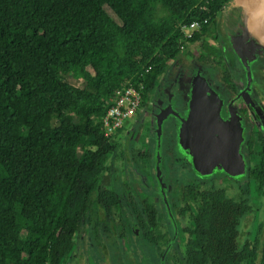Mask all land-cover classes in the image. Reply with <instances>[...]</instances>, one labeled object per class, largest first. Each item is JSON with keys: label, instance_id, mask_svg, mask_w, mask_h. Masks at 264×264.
<instances>
[{"label": "trees", "instance_id": "16d2710c", "mask_svg": "<svg viewBox=\"0 0 264 264\" xmlns=\"http://www.w3.org/2000/svg\"><path fill=\"white\" fill-rule=\"evenodd\" d=\"M229 1L0 0V264H62L83 225L103 264H136L119 247L128 231L154 245L162 264H264V232L240 241L242 203L194 181L168 208L170 220L175 210L189 224H178L183 246H160L172 237L139 174L121 192L112 183L108 160L123 152L101 121L122 88L138 89L146 108L171 65L182 82L192 45L208 61L194 56L200 66L217 60L210 43ZM205 19L201 32L182 35Z\"/></svg>", "mask_w": 264, "mask_h": 264}, {"label": "flooded vegetation", "instance_id": "af4514ba", "mask_svg": "<svg viewBox=\"0 0 264 264\" xmlns=\"http://www.w3.org/2000/svg\"><path fill=\"white\" fill-rule=\"evenodd\" d=\"M230 11L225 9L221 11V13L225 14L223 16L224 31L220 29L219 22H216L217 30L215 40L210 43V46L216 49L217 60L209 61V64L203 67L200 66V63L208 61L204 54H199L198 46L192 45L189 49L191 53L189 56L190 61H184L187 72L184 78L181 77L183 79V86L179 79L180 77L178 78L179 81H175L177 79L175 73L173 82L171 83L172 91L168 96H165L166 100H163V97H157L161 89L158 91L155 85L154 90L150 94L147 107L142 108L139 106L137 109V111L143 110L144 114L147 110L150 111L153 106L150 104L153 98L156 101L154 108L157 106L159 110L154 115L155 128L152 130L154 132V150L151 154L149 150L143 152L136 149V152L141 153V157L133 158V161L137 162L143 159L146 166L141 168V173L133 171L143 176L139 179L140 183L144 185L140 189L143 197L147 198L148 202L157 204L160 213L164 211L162 207L166 205L167 218L176 225L173 236H171L170 247L168 248L167 244L159 243L164 249H178L176 242L179 241L181 235L185 237V234L182 232V227H179L178 224H186V227H189L187 220L184 218L185 221L183 223L181 220L182 217H176L175 210L173 211L175 214L172 212L174 219L173 221L170 220L168 208H172V203H177L176 195L179 188L183 185L190 184L192 181L197 184V187H201L203 190H209L214 187L221 191L226 198L232 199L239 204L242 203L240 205L246 211L243 213L239 224L240 241L243 242L249 239L254 244L256 234L260 233L262 236L264 232V55L258 53L256 43L249 38V35L244 33V25L239 20L232 19V15L236 13L233 12L232 14ZM221 32L226 33L224 38H222ZM239 39L241 40L239 41ZM231 41L235 42L238 49H241V55L238 56L235 54ZM194 47L196 48V52L191 51ZM196 55L199 57L200 63H197L194 57ZM179 66L177 63L171 65V68L177 71L176 69ZM197 78L203 79L200 86V94L206 103L204 104L205 109L202 110L204 114L203 125L211 131L213 130L214 133L216 132L220 140H225L224 146L227 143V138H231L232 134L235 135L237 140L236 151L242 164L241 170L237 168L231 173L224 167L223 162L217 161L208 174H201L195 168L190 148H183V144L180 141V131L183 121H188L191 117L190 107L193 96V83ZM162 111H164V115L158 131L157 117ZM215 111L218 115L216 122L205 118V116L209 117L206 113ZM169 116L173 117L172 122L174 124L172 123V126L168 130L162 132V125H165V121H168L167 118ZM122 130L115 135L116 137L114 136L115 139L122 134ZM165 131H167L165 143L166 154L161 152ZM114 137L112 138L113 140H115ZM189 145L191 146L190 143ZM221 146L223 145L220 144ZM220 147L219 150H222ZM117 151L120 153L123 152L118 149ZM177 151L184 153L185 160L181 164L176 162ZM163 155H169L170 162L168 161L166 163L167 157ZM123 156L124 153H122ZM175 163L178 165V170L188 171L193 175V179H187L184 182L185 184L182 183L177 188L173 184L171 186L169 181L172 178L169 173ZM150 165L154 166V169L151 171H155L154 179L158 193L161 195V198L159 197L161 204L158 198L152 199L154 197L152 194L153 183L152 187L148 185V181H150L148 179ZM165 169L166 175L164 174ZM166 177H168V180ZM131 182L128 183L127 180H124L122 184H131ZM143 189H148V193H142ZM171 193L172 195L170 196ZM167 195L172 198L171 204L166 201ZM148 197L151 198L149 199ZM179 205L182 206V203H179ZM131 216H134V213ZM244 221H246V224H249V230L245 232L241 230L244 227ZM164 222L163 220L162 224L166 226ZM165 229L168 231L167 226ZM133 233L136 235L138 232L134 231ZM124 240H127V236ZM174 242L176 243L175 246ZM182 246H179V248ZM128 248L131 247L128 246ZM127 262L129 261L127 260ZM133 262L136 263L135 260Z\"/></svg>", "mask_w": 264, "mask_h": 264}, {"label": "rangeland", "instance_id": "374dc122", "mask_svg": "<svg viewBox=\"0 0 264 264\" xmlns=\"http://www.w3.org/2000/svg\"><path fill=\"white\" fill-rule=\"evenodd\" d=\"M224 15L225 14L220 12L217 18V22H219V26L222 31H224V27H223L224 26L223 25ZM232 19H235L233 15H232ZM225 34H226L225 32H221L222 38H224ZM249 35H250L249 38L252 41H254V37H253L254 34L251 28L249 29ZM191 51L196 52V48L195 47L192 48ZM185 59L188 60V62L190 61V57L188 55H186ZM169 64L170 62L168 61L167 65ZM175 73H176L175 70H173V72H170V73L166 71V74L162 76L161 79L159 78L156 84L157 90L159 91V89H161V91H159L157 94L158 98L163 97V100H166L165 96H168L169 93L172 91L171 83L173 82V77ZM65 81L69 82L70 84L80 86V82L74 80L73 77L71 76H66ZM155 95H156V92H155ZM155 103H156L155 99L152 98V102L150 103L151 105H153L151 107L152 109L150 111L147 110L145 114L143 110H138L132 117H130L126 121L124 125V129L122 130V134H120V136L117 137L116 139H115L116 136L114 137L115 139L114 141L118 146L117 149L122 150L124 153V156L122 158H118V157L115 158L112 155L110 156L107 164L109 166H112V183L118 192H121L123 190L122 183L124 182V180H127L128 183L131 182L132 180L134 181V178L131 175H129V177L127 178L128 174H131V172L141 173L142 171L141 168L143 166H146V163L143 159H140L137 162L133 161V158L141 157V153L136 152V149L141 150L143 152H145L146 150H149L151 151V154L154 150V143H153L154 132H152V130H154L155 128V122H154L155 116L154 115L157 112H159L157 106L154 108ZM141 117H143V119H141V121L138 122V120ZM172 118L173 117L171 116L167 118L168 121H165V125L164 124L162 125V128H161L162 132L164 130H168L170 126H172V123L174 124V122H172ZM166 137H167V131H165L164 133V140L162 141V147H161V150H162L161 152L164 154H166V144H165ZM177 152L178 153L176 154V160H177L176 162L181 164V162L185 160L184 153L182 152L180 153L179 151ZM163 156L167 157L166 159L167 161L165 162L168 163L170 156L169 155H163ZM153 169H154V166L150 165V175L148 176V179L150 181H148V185L152 187V183H153L152 194L154 195V197H152V199L153 198L159 199V197L161 198V195L158 193V188L156 185V181L154 179L155 171H151ZM133 170L137 172H133ZM140 173H139V177H143ZM164 174L165 175L167 174L166 169L164 170ZM169 175L172 177L169 179L171 186L173 184L174 186H176V188L179 187L182 183H184L187 179L189 180L193 179V175H191L190 172L184 171V170H178V165L176 163L171 168V172L169 173ZM166 178L168 180V177ZM142 193L144 194L148 193V189H143ZM171 195L172 193L170 194V196ZM170 196L168 195L166 196L167 198L166 201H168L171 204L172 198ZM148 198L150 199L151 197H148ZM159 201L161 204V199H159ZM162 209L164 210L162 212L163 214L162 213L160 214L163 216L162 218L165 221L164 223L167 226V230H168L167 232L170 234V236H173V233L175 231L174 227L176 225L172 223L171 221H169V219L167 218L166 205H164ZM173 213L175 214V212ZM181 220L184 223L185 219L181 218ZM243 225L244 227L241 230H243V232L248 231L249 224H246V221H244ZM75 240L77 244L75 248L72 250L71 256L67 258L62 264H89L88 260H91L94 264H103L104 261L101 259V257L98 255V253L95 250L94 240L92 239V236L90 234V228L88 226L86 225L82 226L80 231L77 233ZM183 241H184V236L181 235L179 237V241L176 242L178 248L179 246H182ZM176 243L174 244V246L176 245ZM128 246H130L131 248H128ZM80 247L83 249L84 253L88 255L87 256L88 260L83 261V259H79L78 257L79 254L77 253V250ZM119 247L122 248L123 251H128L127 253H131V255L133 256L137 264H162V262H159L160 257H159L157 248L154 245L149 246L141 234L135 235L132 231H128L127 240H124V239L121 240L119 243ZM110 259L111 260H109V263L107 262V264H129V262L127 263L117 262L111 256H110Z\"/></svg>", "mask_w": 264, "mask_h": 264}, {"label": "water", "instance_id": "95a60500", "mask_svg": "<svg viewBox=\"0 0 264 264\" xmlns=\"http://www.w3.org/2000/svg\"><path fill=\"white\" fill-rule=\"evenodd\" d=\"M228 4L231 8L238 9L236 15L240 14L241 16L244 33L249 35V29H252L257 51L264 55V0H230ZM231 42L235 54L241 55V49H238L235 42ZM202 82L203 79L197 78L193 83L191 117L188 121H183L180 131V141L183 148H190L195 168L201 174H208L217 161L223 162L224 167L231 173L237 168L241 170L242 164L236 151L237 140L235 135L232 134L231 138H227V143L224 146L225 140H220L216 132L214 133L213 130L211 131L203 125L204 114L202 110L205 109L204 104L206 103L200 94ZM163 115L164 111L157 117L158 131ZM206 115H209V117L205 116L208 120L215 122L218 120L216 111L208 112ZM220 144L223 146L220 147ZM219 147L222 150H219Z\"/></svg>", "mask_w": 264, "mask_h": 264}, {"label": "built area", "instance_id": "2783aa9c", "mask_svg": "<svg viewBox=\"0 0 264 264\" xmlns=\"http://www.w3.org/2000/svg\"><path fill=\"white\" fill-rule=\"evenodd\" d=\"M223 9L231 10L234 13L238 11L235 7L231 8L230 4L224 6ZM206 24L207 19L203 20L202 23L193 21L187 26H182L181 33L185 38H191L194 33L200 32L202 26ZM112 102V105L101 118L105 135L111 138L117 135L122 129L119 132L118 130L123 128L126 121L136 113L140 106L141 96L138 89L129 86L117 91Z\"/></svg>", "mask_w": 264, "mask_h": 264}]
</instances>
